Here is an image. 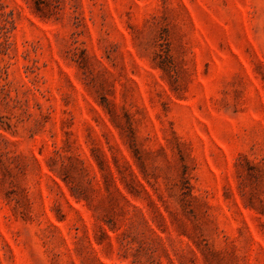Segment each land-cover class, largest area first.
Here are the masks:
<instances>
[{
  "label": "rangeland",
  "instance_id": "374dc122",
  "mask_svg": "<svg viewBox=\"0 0 264 264\" xmlns=\"http://www.w3.org/2000/svg\"><path fill=\"white\" fill-rule=\"evenodd\" d=\"M0 264H264V0H0Z\"/></svg>",
  "mask_w": 264,
  "mask_h": 264
}]
</instances>
